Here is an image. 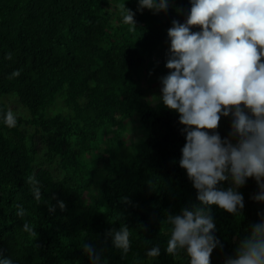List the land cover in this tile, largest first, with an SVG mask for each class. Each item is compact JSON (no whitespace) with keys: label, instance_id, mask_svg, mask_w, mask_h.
<instances>
[{"label":"trees","instance_id":"16d2710c","mask_svg":"<svg viewBox=\"0 0 264 264\" xmlns=\"http://www.w3.org/2000/svg\"><path fill=\"white\" fill-rule=\"evenodd\" d=\"M123 4L135 13L134 30L123 22ZM189 8V0H170L166 13L154 15L137 11L138 0H0V98L13 93L24 111L14 113L17 124L9 128V109L0 102L2 258L92 264L81 246L87 242L104 250L107 264H189L186 253L165 251L171 227L165 217L199 204L179 166L184 126L177 112L148 99L142 88L166 73L167 30L173 19L185 18L177 9ZM9 52L11 60L5 59ZM18 69L21 75L8 79ZM126 120L143 134L130 146L120 140ZM230 123L231 117L221 118L222 138ZM30 175L40 181V202L26 182ZM219 186L226 189L230 181ZM238 191L245 204L239 215L210 206L223 244L213 250L211 264L234 257L264 213V202L251 199L259 192L254 178ZM17 204L26 210L23 218ZM25 222L34 226L36 239L22 231ZM122 225L131 231L126 256L106 237ZM156 245L160 255L146 256Z\"/></svg>","mask_w":264,"mask_h":264},{"label":"clouds","instance_id":"9594fccd","mask_svg":"<svg viewBox=\"0 0 264 264\" xmlns=\"http://www.w3.org/2000/svg\"><path fill=\"white\" fill-rule=\"evenodd\" d=\"M190 8L184 20L173 19L167 30L170 46L165 67L167 75L160 77L161 96L158 98L169 110L179 114L185 144L181 149L179 166L197 190L199 204L184 207L180 214H168L170 238L166 253L171 256L186 253L189 264H211V254L223 248L215 236L216 225L212 205L239 215L245 207L238 191L249 178H254L259 192L251 197L264 202V0H189ZM170 0H138L137 11L151 10L166 13ZM123 22L136 29L135 13L125 4L120 6ZM198 28V31H193ZM12 53L5 59L11 60ZM21 75L15 70L8 79ZM222 117H231L230 131L222 138L217 129ZM9 128L17 124V117L9 109L4 114ZM230 181L226 189L221 182ZM37 202L42 200L40 181L35 175L27 177ZM55 199V197H53ZM126 199V198H125ZM58 207L65 209L63 201ZM16 215L23 218L25 208L17 204ZM55 206L49 205V212ZM259 223L251 227L249 235L240 242L234 257L224 264H264V213ZM22 231L37 238L32 224L25 222ZM131 231L126 225L112 229L106 237L126 256L131 249ZM83 251L92 264H107L99 252L87 242ZM159 245L146 252L157 258ZM0 264H14L2 258Z\"/></svg>","mask_w":264,"mask_h":264},{"label":"rangeland","instance_id":"374dc122","mask_svg":"<svg viewBox=\"0 0 264 264\" xmlns=\"http://www.w3.org/2000/svg\"><path fill=\"white\" fill-rule=\"evenodd\" d=\"M110 5V4H109ZM111 6V5H110ZM147 63V61H146ZM148 68H150V65L147 66ZM165 67V66H164ZM166 69V73H161V74H157L154 77H152V84L147 83V81H145L143 83L142 88L145 90L146 92V97L148 99H152V101L158 100V98L161 96V83H160V77L167 75L169 70L165 67ZM143 79L140 80V82ZM151 101V102H152ZM0 102L6 103L7 108L11 109L14 113H16L17 115H24V111L22 110V108H20L17 105V101L16 98L13 95H8V96H2L0 98ZM143 136L142 131L137 128L133 122H131L130 120H126L122 123V131L120 133V140L127 146H130L131 143L137 142L139 141V139ZM108 146L106 144H103L101 146V149H107ZM89 158H91V156H89ZM85 197H87V195H85Z\"/></svg>","mask_w":264,"mask_h":264},{"label":"crops","instance_id":"0c3cea01","mask_svg":"<svg viewBox=\"0 0 264 264\" xmlns=\"http://www.w3.org/2000/svg\"><path fill=\"white\" fill-rule=\"evenodd\" d=\"M11 95H13V93L11 94ZM14 96V95H13ZM17 99V98H16Z\"/></svg>","mask_w":264,"mask_h":264}]
</instances>
